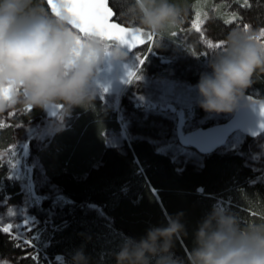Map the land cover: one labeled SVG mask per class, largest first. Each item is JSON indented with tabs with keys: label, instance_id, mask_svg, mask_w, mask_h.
Segmentation results:
<instances>
[{
	"label": "trees",
	"instance_id": "obj_1",
	"mask_svg": "<svg viewBox=\"0 0 264 264\" xmlns=\"http://www.w3.org/2000/svg\"><path fill=\"white\" fill-rule=\"evenodd\" d=\"M108 1L114 21L132 25L121 18L113 0ZM262 1L248 0L249 6L241 8L228 0H173L187 8V17L193 10L215 8L209 24L213 39L224 37L235 22L259 26ZM40 2L51 12L45 0ZM170 30L157 36L168 37ZM253 80L264 96V73L257 72ZM44 114V109L31 108L0 120V147L20 134L18 124L35 122ZM70 115L48 146L36 151L29 143V157L41 159L59 193L31 205L29 211L39 223L30 234L31 246L12 243L0 233V257L11 258L13 264H72L81 246L89 264H115L112 253L126 236L139 239L150 225L177 212L184 213L188 235L177 238L172 251L183 259L198 222L214 204L238 211L245 221L264 213V182L237 152H213L201 167L181 168L146 139L126 143L124 150L106 145L104 132L118 129L119 123L114 112L98 103L75 107ZM8 164L0 160V200L15 203L22 191L7 175Z\"/></svg>",
	"mask_w": 264,
	"mask_h": 264
},
{
	"label": "clouds",
	"instance_id": "obj_2",
	"mask_svg": "<svg viewBox=\"0 0 264 264\" xmlns=\"http://www.w3.org/2000/svg\"><path fill=\"white\" fill-rule=\"evenodd\" d=\"M64 3L55 0L52 13L40 0H0V114L56 106L66 116L75 107H92L101 91L94 80L105 60L127 58V45L116 39L109 44L96 34L80 37ZM113 6L126 23L157 35L181 26L188 11L173 0H113ZM255 35L250 26L231 28L210 55L211 71L194 86L205 111H232L254 74L264 73V43ZM183 215L165 216L139 239L126 236L112 253L115 264H264V213L245 221L238 211L214 204L180 259L172 250L177 238L188 235ZM89 260L83 246L72 256V264Z\"/></svg>",
	"mask_w": 264,
	"mask_h": 264
},
{
	"label": "rangeland",
	"instance_id": "obj_3",
	"mask_svg": "<svg viewBox=\"0 0 264 264\" xmlns=\"http://www.w3.org/2000/svg\"><path fill=\"white\" fill-rule=\"evenodd\" d=\"M231 4L233 7H244L242 4ZM261 6L262 16L259 26H254L252 23L235 22L232 23L231 28L237 26L243 28V25L248 24L251 30L255 31V36H259L260 29L264 27V0ZM213 11V7L206 9L205 12L197 10V15L194 16L200 15L199 19L192 17V13H190L181 26L169 31L168 37L163 38L142 29L143 39H147L148 34L153 35L152 41L147 40L148 47L150 44L153 45L151 52L153 60L146 66L139 67L138 56L144 55V52H141L142 48L131 50L125 46L128 50L126 59L115 62L105 60L94 80L101 89L94 103H98L103 108L110 106L112 111L118 112L120 120L118 129L109 128L104 132L106 145L124 150L123 146L126 143L145 137L155 148L167 154L181 168H199L202 166L207 155L203 156L200 151L181 146L174 139L177 123L174 119V113L166 110V106L172 104L175 109L184 114L189 108L191 120H187L186 123L190 130L204 124L225 122L232 115V111L219 113L205 111L198 104L199 94L194 87L203 72L211 71L208 67V59L214 51L220 49L209 48L208 44H222L223 37L213 39L210 33L209 24L213 17ZM130 26L136 28L134 24ZM188 28L197 30L194 33L190 32L193 36L189 38L184 33ZM172 32H177L178 35L172 36ZM257 41L264 43V38ZM158 55L159 59H156ZM162 60L168 63L161 64L160 61ZM152 70L155 73H152ZM128 71L132 72L133 75L128 76ZM135 75L140 78L135 79ZM128 79L132 82H127ZM245 93L258 95L261 92L253 80L252 85L246 89ZM122 96L133 104L140 101L150 105L153 102V106H157L158 110H153L150 106L143 110L134 107L133 109H123L117 101ZM55 109L57 110L56 106L48 108L47 117L50 122L44 125L40 122L24 124L20 134L16 135L12 142L3 148L0 147V158L9 161V170L18 177V184L22 191V197L15 203L10 198L0 200V228L8 224L18 226L13 228L10 233L2 231L0 233L12 243L22 242L25 244V248L28 245L25 241H28L30 234L39 227L38 221L29 211L31 205H39L44 198L59 193L47 175L48 171L41 159L36 155L28 157L29 150L26 147L29 141L33 143L32 146L36 151L46 147L55 135L65 128L64 125L71 113L63 116L60 115L59 111L55 112ZM15 112L16 109H13L0 114V120L7 119ZM245 140L244 133L237 130L228 137L222 148L216 152H237L244 158L245 164L250 169L262 174L264 178V132L248 143L246 149L244 148ZM122 141L125 144H122ZM21 146L24 148L19 152L17 149ZM10 149L12 151H9ZM24 221H27V227L31 228V231L24 229ZM3 261H6L7 264H13L9 257H0V262Z\"/></svg>",
	"mask_w": 264,
	"mask_h": 264
},
{
	"label": "snow or ice",
	"instance_id": "obj_4",
	"mask_svg": "<svg viewBox=\"0 0 264 264\" xmlns=\"http://www.w3.org/2000/svg\"><path fill=\"white\" fill-rule=\"evenodd\" d=\"M47 6L50 8L52 13L57 12V6L53 4V0H45ZM244 7H248V0H244ZM63 7L71 14L72 16V28L78 30L80 37H87L91 34H96L101 36L108 41H113V39L118 40L120 43L128 46L129 49L136 46V42L144 43V40L140 39V36L137 35L141 32V29L121 26L119 23H112L111 19L114 17L113 8L109 6L108 0H65ZM237 17L233 15V19ZM225 23L231 24L232 20H226ZM249 25H243V28H248ZM82 34V35H81ZM172 36H177V32H172ZM256 40L264 38V27L259 31V36L253 37ZM153 39L152 34L147 35V40L150 42ZM209 48H221L222 44L216 43L208 44ZM152 49H147V52H151ZM147 59L146 56H138L139 65H142L143 62ZM128 76H132L133 73L128 71ZM138 75H135V79H139ZM129 83L132 81L128 79ZM106 90V89H105ZM30 111L31 108L26 109ZM261 114L264 115V102H261L260 105ZM264 126V125H262ZM2 127V126H0ZM9 151H12L10 149ZM25 228L27 231H31V228L27 227V221H24ZM17 225L8 224L0 228V231L4 233H10L13 228H17ZM25 243L31 246V241H25ZM35 259V257H34ZM0 264H7L6 261L0 262Z\"/></svg>",
	"mask_w": 264,
	"mask_h": 264
},
{
	"label": "flooded vegetation",
	"instance_id": "obj_5",
	"mask_svg": "<svg viewBox=\"0 0 264 264\" xmlns=\"http://www.w3.org/2000/svg\"><path fill=\"white\" fill-rule=\"evenodd\" d=\"M228 2H230V3H233L234 2V0H228ZM235 2H238V0H235ZM215 9V8H214ZM204 12H205V10H203ZM215 11V10H214ZM214 11L212 12V14L214 15ZM192 14V17L196 14L197 15V13H196V10H193L192 12H191ZM203 15H204V13H203ZM200 15H198V16H194L196 19H199L200 17H199ZM123 26H125V25H123ZM125 27H131V26H125ZM132 28H134V27H132ZM75 31H77L78 32V30H75ZM194 33V32H197V30L196 29H193V28H188V30H186V31H184V33L186 34V36L189 38V37H191V36H193L191 33ZM190 33V34H189ZM82 35V34H81ZM137 35H139L140 36V39H142V40H144V43H140L139 41H137L136 42V46L134 47V48H131V50L132 49H138V48H142V50H141V52H144V55L143 56H146L147 57V59L143 62V64L142 65H140L139 67L141 68V67H143V66H146L149 62H151L153 59L151 58V52H147V49H149V48H151V49H153V45L152 44H150V47H148V44H147V39H143L142 37L144 36V33H143V30L141 29V32L140 33H138ZM220 39V38H219ZM108 43L110 44V43H112V41H108ZM147 45V46H146ZM146 46V47H145ZM127 48H128V46H126ZM129 49V48H128ZM144 50V51H143ZM156 52L158 53V50H156ZM156 59H159V55H158V58H156ZM160 63L161 64H167L168 62L167 61H160ZM152 69V68H151ZM152 73H155V71H153L152 70ZM245 94H248V95H252V96H254V97H256V98H258V99H264V96H262L261 95V93H259L258 95H253V94H249V93H245ZM117 101H119L118 102V104H121V107L124 109H133V107L134 108H137L138 110H143V109H146L148 106H150V107H152L153 108V110H158V107L157 106H153V102H151V104L150 105H148V104H143V103H141L140 101L138 102V103H135V104H133L132 102H130L129 100H127V99H125L124 98V96H122V97H120V98H118V100ZM27 108L25 107V108H23V111H27L26 110ZM105 109H107V110H109V111H111V112H114L116 115H117V120H118V123L120 124V120H119V118H118V112L116 111V110H111L110 109V106H109V108L107 107V108H105ZM166 110H168V111H172V113H174V119H175V122L177 123V126H176V128H175V136H174V139H176V141L181 145V146H185V147H187V148H192V149H195L196 151H198L197 149H198V144H199V142H198V140H197V138H198V134H197V130L198 129H200V128H205V127H209V126H212V125H220V124H223V123H225V122H227L228 120H230V118L233 116V114H234V112H235V108L232 110V115H231V117L228 119V120H226L225 122H222V123H216V124H209V125H207V124H204V125H202V126H196V128L195 129H192V130H190V128H189V125L186 123L187 122V120H191L189 117H190V109L189 108H187V110H186V115L184 114V113H181V112H179L177 109H175V107L171 104V105H168V106H166ZM16 111H21V110H16ZM44 111H45V114L42 116V118L41 119H39V120H37V121H35V122H40V123H42L43 125L45 124V123H48V122H50V119L47 117V113H48V109H44ZM58 111V109L56 110L55 109V112H57ZM69 116H71V115H69ZM68 120V119H67ZM66 120V121H67ZM67 123V122H66ZM63 125H64V123H63ZM16 128L17 129H23V125H20V124H18L17 126H16ZM242 131L243 133H244V135H245V138H246V140H245V144L247 145L248 143H250V142H252V140H254V138H256V137H258L260 134H262V133H260V134H251V133H249V132H247L244 128H239V129H236V130H234L229 136H231L235 131ZM144 139H146V140H149V139H147V138H145L144 137ZM228 139V138H227ZM226 142V141H225ZM225 142H224V144H225ZM28 143H30V141L29 142H27V144H26V147L28 148V150L29 149H31L30 148V145L28 144ZM122 144H125V142H123L122 141ZM152 144V143H151ZM223 144V145H224ZM153 145V144H152ZM222 145V146H223ZM222 146L220 147V149L222 148ZM23 148H24V146H21V147H19L17 150L19 151V152H21L22 150H23ZM123 148H124V146H123ZM4 150V149H3ZM30 151V150H29ZM218 151V150H217ZM216 152V151H215ZM202 155L204 156V155H207V154H204V153H202ZM208 156V155H207ZM23 158H25L24 156H22ZM29 157V156H28ZM2 158H0V160H1ZM8 172V176L10 177V179H12V180H15V181H19V179H18V177L16 176V175H14L11 171L9 172V171H7ZM259 176L261 177V179H262V181L264 182V178L262 177V174H259Z\"/></svg>",
	"mask_w": 264,
	"mask_h": 264
},
{
	"label": "water",
	"instance_id": "obj_6",
	"mask_svg": "<svg viewBox=\"0 0 264 264\" xmlns=\"http://www.w3.org/2000/svg\"><path fill=\"white\" fill-rule=\"evenodd\" d=\"M111 22L118 23L114 21V18L111 19ZM246 101H251L252 103L249 104ZM261 102H264L263 98L258 99L252 95L245 94V99L239 102L229 121L220 125L198 129V149L205 154L219 150L229 135L239 128H244L251 134L264 132V126H262L264 125V115L260 111Z\"/></svg>",
	"mask_w": 264,
	"mask_h": 264
},
{
	"label": "bare ground",
	"instance_id": "obj_7",
	"mask_svg": "<svg viewBox=\"0 0 264 264\" xmlns=\"http://www.w3.org/2000/svg\"><path fill=\"white\" fill-rule=\"evenodd\" d=\"M108 3H109V1H108ZM122 25V24H121ZM119 102V101H118Z\"/></svg>",
	"mask_w": 264,
	"mask_h": 264
}]
</instances>
